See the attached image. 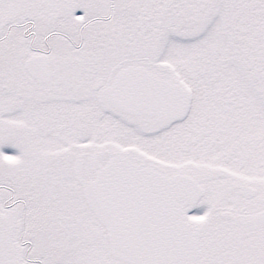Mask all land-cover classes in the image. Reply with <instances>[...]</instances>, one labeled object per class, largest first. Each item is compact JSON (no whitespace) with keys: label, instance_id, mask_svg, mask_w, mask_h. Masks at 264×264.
Wrapping results in <instances>:
<instances>
[{"label":"snow or ice","instance_id":"1","mask_svg":"<svg viewBox=\"0 0 264 264\" xmlns=\"http://www.w3.org/2000/svg\"><path fill=\"white\" fill-rule=\"evenodd\" d=\"M0 264H264V0H0Z\"/></svg>","mask_w":264,"mask_h":264}]
</instances>
